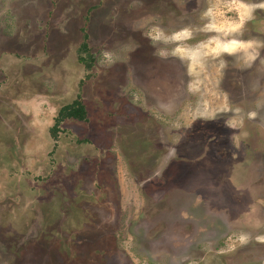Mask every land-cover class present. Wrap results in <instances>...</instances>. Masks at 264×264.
Returning <instances> with one entry per match:
<instances>
[{
	"label": "rangeland",
	"instance_id": "374dc122",
	"mask_svg": "<svg viewBox=\"0 0 264 264\" xmlns=\"http://www.w3.org/2000/svg\"><path fill=\"white\" fill-rule=\"evenodd\" d=\"M0 264H264V0H0Z\"/></svg>",
	"mask_w": 264,
	"mask_h": 264
},
{
	"label": "trees",
	"instance_id": "16d2710c",
	"mask_svg": "<svg viewBox=\"0 0 264 264\" xmlns=\"http://www.w3.org/2000/svg\"><path fill=\"white\" fill-rule=\"evenodd\" d=\"M88 38L89 36L85 32L84 41L82 45L80 46L78 59L81 63H84L87 67L91 68L93 64V57L88 50L89 49ZM83 53H87L88 56H84ZM68 119L87 121L88 112H87V108L83 100L81 99V97H78L71 103L66 104L59 110L58 115L55 118V122L51 128L52 136L55 139H58V133L60 132V127L62 123Z\"/></svg>",
	"mask_w": 264,
	"mask_h": 264
}]
</instances>
